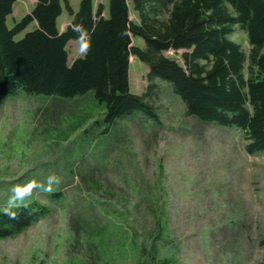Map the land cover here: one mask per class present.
Returning a JSON list of instances; mask_svg holds the SVG:
<instances>
[{"label": "rangeland", "instance_id": "rangeland-1", "mask_svg": "<svg viewBox=\"0 0 264 264\" xmlns=\"http://www.w3.org/2000/svg\"><path fill=\"white\" fill-rule=\"evenodd\" d=\"M35 2L16 0L7 27ZM67 2L76 13L80 0ZM100 2L107 11L108 0ZM129 17L138 22L134 12ZM72 20L63 7L60 30ZM233 29L229 39L248 52L245 33ZM132 45L144 43L132 38ZM78 48V40L68 42L69 64L82 56ZM183 52L164 55L182 65ZM147 73L130 56L131 93L145 92ZM157 83L155 121L136 112L108 125L90 93L64 99L18 89L0 99V210L13 185L61 178L54 192L33 189L25 200L49 213L0 240V264H147L148 256L133 254L132 239L147 253L161 236L160 257L174 256L175 264H264V151L250 154L235 128L187 115L171 87ZM105 206L122 220L113 223ZM156 216L166 220L164 235Z\"/></svg>", "mask_w": 264, "mask_h": 264}, {"label": "trees", "instance_id": "trees-1", "mask_svg": "<svg viewBox=\"0 0 264 264\" xmlns=\"http://www.w3.org/2000/svg\"><path fill=\"white\" fill-rule=\"evenodd\" d=\"M15 1L0 0V99L18 89L64 99L90 93L103 105L108 125L136 112L155 121L152 99L161 81L181 99L187 115L235 128L250 154L264 151V0H130L131 6L128 0H108L106 17L102 4L94 8V0H80L76 13L67 0H36L30 13L8 28ZM63 7L73 20L59 32ZM131 11L138 22L130 19ZM78 23L89 29L91 49L69 64L67 44L77 40L73 27ZM30 25L32 30L14 39ZM234 26L246 34L248 52L229 39ZM132 38L142 40L143 47L132 45ZM169 50L184 51L182 65L164 55ZM130 56L148 68L149 84L141 95L130 91ZM26 205L16 209L15 218L0 211V240L49 213L36 200ZM105 208L113 223L122 220ZM155 223L164 235L166 220L156 216ZM161 239L160 247L147 253L132 239V252L148 256L147 264H175L174 256L160 257L166 237Z\"/></svg>", "mask_w": 264, "mask_h": 264}, {"label": "clouds", "instance_id": "clouds-1", "mask_svg": "<svg viewBox=\"0 0 264 264\" xmlns=\"http://www.w3.org/2000/svg\"><path fill=\"white\" fill-rule=\"evenodd\" d=\"M73 30L77 33L75 39L79 41L78 51L84 57H87L91 49V35L89 29L83 24H75ZM61 178L55 173L50 174L44 181H31L25 185L16 184L11 187V194L8 197V206L2 210L3 214H7L10 218L17 216L16 209L20 206L27 205L24 203L33 192V189H42L45 192H54L55 186L59 185Z\"/></svg>", "mask_w": 264, "mask_h": 264}, {"label": "crops", "instance_id": "crops-1", "mask_svg": "<svg viewBox=\"0 0 264 264\" xmlns=\"http://www.w3.org/2000/svg\"><path fill=\"white\" fill-rule=\"evenodd\" d=\"M100 3H101V2H100ZM101 4H102V3H101ZM102 5L104 6V4H102ZM106 15H107V11L104 10L102 16H103V17H106ZM58 19H59V18H58ZM58 19H57V20H58ZM68 24H69V23H66V26H67ZM61 25H62V24H61ZM57 27H58V25H57ZM65 28H66V27L64 26L63 29L60 30V26H59V27H58V30H59V32H62Z\"/></svg>", "mask_w": 264, "mask_h": 264}]
</instances>
